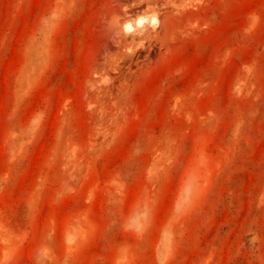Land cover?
<instances>
[{
	"label": "rangeland",
	"instance_id": "374dc122",
	"mask_svg": "<svg viewBox=\"0 0 264 264\" xmlns=\"http://www.w3.org/2000/svg\"><path fill=\"white\" fill-rule=\"evenodd\" d=\"M0 264H264V0H0Z\"/></svg>",
	"mask_w": 264,
	"mask_h": 264
}]
</instances>
